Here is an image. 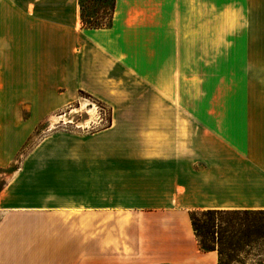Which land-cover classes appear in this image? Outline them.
Returning a JSON list of instances; mask_svg holds the SVG:
<instances>
[{"label":"crops","instance_id":"0c3cea01","mask_svg":"<svg viewBox=\"0 0 264 264\" xmlns=\"http://www.w3.org/2000/svg\"><path fill=\"white\" fill-rule=\"evenodd\" d=\"M80 94L108 126L28 148ZM16 161L0 264H218L190 214L264 211V0H115L99 29L79 0H0V168Z\"/></svg>","mask_w":264,"mask_h":264},{"label":"trees","instance_id":"16d2710c","mask_svg":"<svg viewBox=\"0 0 264 264\" xmlns=\"http://www.w3.org/2000/svg\"><path fill=\"white\" fill-rule=\"evenodd\" d=\"M85 28L109 27L115 0H79ZM192 227L201 252L216 251L218 264H264V211L206 210L191 214Z\"/></svg>","mask_w":264,"mask_h":264},{"label":"rangeland","instance_id":"374dc122","mask_svg":"<svg viewBox=\"0 0 264 264\" xmlns=\"http://www.w3.org/2000/svg\"><path fill=\"white\" fill-rule=\"evenodd\" d=\"M208 13H210L209 5ZM207 86L208 92H212L213 94V84H208ZM79 96L80 97L76 101H73L69 105L64 106L59 111L42 117V120L36 127L35 132L32 134L30 145L28 146V148H32L38 140L53 131L93 133L108 126V112L94 99L83 94H80ZM28 148H26L18 156L17 161L21 160V155L23 153H26ZM17 161L12 166L6 169L0 168V192L3 190L6 184L7 177L20 165V163H18ZM101 231V228L96 229V234L101 233ZM262 253L264 254V247L262 248ZM261 259L264 260V256ZM245 264L256 263H254L253 257H250L246 259Z\"/></svg>","mask_w":264,"mask_h":264}]
</instances>
